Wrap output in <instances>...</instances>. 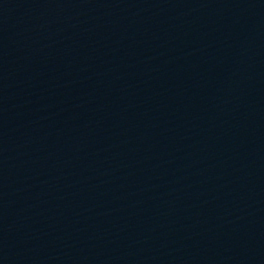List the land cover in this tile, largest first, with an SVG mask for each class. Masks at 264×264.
Returning a JSON list of instances; mask_svg holds the SVG:
<instances>
[{
    "label": "water",
    "instance_id": "water-1",
    "mask_svg": "<svg viewBox=\"0 0 264 264\" xmlns=\"http://www.w3.org/2000/svg\"><path fill=\"white\" fill-rule=\"evenodd\" d=\"M0 264H264V0H0Z\"/></svg>",
    "mask_w": 264,
    "mask_h": 264
}]
</instances>
